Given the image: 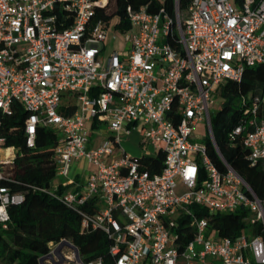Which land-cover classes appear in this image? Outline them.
Segmentation results:
<instances>
[{"label": "built area", "instance_id": "built-area-1", "mask_svg": "<svg viewBox=\"0 0 264 264\" xmlns=\"http://www.w3.org/2000/svg\"><path fill=\"white\" fill-rule=\"evenodd\" d=\"M108 8L109 0H0V128L16 107L27 115L28 149L38 128L56 135L54 180L33 191L69 207L92 202L96 210L82 215L81 231L104 232L115 264H264V199L222 158L210 113L221 87L240 83L246 68L264 67V0H189L185 17L179 0L173 15L163 3L128 7L125 30L118 17H98ZM112 30L124 35L125 48L102 64ZM63 97L73 114L59 113ZM238 105L229 139L250 166L264 164V84ZM132 132L152 146L143 156L163 154L159 174L140 171L121 148ZM14 151L0 136V232L9 228V209L24 202L10 188ZM81 161L83 181L70 176ZM238 211L246 212L239 235L210 228L212 216ZM58 245H49L43 264H84L72 247L54 262Z\"/></svg>", "mask_w": 264, "mask_h": 264}, {"label": "trees", "instance_id": "trees-1", "mask_svg": "<svg viewBox=\"0 0 264 264\" xmlns=\"http://www.w3.org/2000/svg\"><path fill=\"white\" fill-rule=\"evenodd\" d=\"M241 2V0H235ZM161 3L167 12L173 15V0H109L111 7L103 16L98 17L120 19L117 28L125 30L129 23L125 19L128 7L137 10L142 6L152 9ZM189 0H179V10L185 17ZM264 84V67L246 68L240 83L227 82L219 89V95L224 99L223 107L211 115L212 133L215 144L224 161L250 186L259 199H264V164L250 166L245 160L244 148L229 139V131L235 126L239 115V98L241 95L258 94ZM75 105H60L59 113L71 115ZM23 109L15 107V112L1 118L0 136L4 139L5 148H14L17 152L13 165L12 191L24 197L23 204L9 209L10 224L6 231L0 232V264H40V259L46 256L50 244L62 241L71 243L78 251L82 263L102 260L103 264H115L109 254L110 239L99 229L81 231L82 215H92L96 207L92 202L82 206L69 207L49 196L34 192V188L48 187L55 177L53 150L56 135L45 128H38L35 147H26V135L23 123L26 118ZM95 128V126L93 127ZM208 156L215 166L222 171L223 166L217 158L213 147L208 148ZM139 169L155 175L163 167V154L142 156L137 158ZM189 209L201 217H209L205 209L191 205ZM246 216L245 211L212 216L210 228L216 230L220 237L234 238L240 234L241 220ZM255 234L261 233L256 225Z\"/></svg>", "mask_w": 264, "mask_h": 264}, {"label": "rangeland", "instance_id": "rangeland-1", "mask_svg": "<svg viewBox=\"0 0 264 264\" xmlns=\"http://www.w3.org/2000/svg\"><path fill=\"white\" fill-rule=\"evenodd\" d=\"M110 11H111V7L109 5ZM108 8V10H109ZM116 23V22H114ZM125 48V41H124V35L119 33L118 31H110L108 34V37L106 39L105 42V46L103 51H101L100 54V61L102 62V64L105 63L107 56L113 51V50H117V51H122ZM213 101H214V105L213 108L210 110V113L213 115L215 114L217 111H219L222 107H223V103H224V99L219 95H215L213 97ZM60 103L62 105H66L67 104V98L63 97L60 101ZM106 126H102L101 129L105 130ZM197 133H199L200 135H204L205 132H203V129L201 128V126L199 128H197ZM141 136H139L138 133L136 132H132L131 136L129 137H123L121 138V148L125 151V153L127 155H129L130 157H134V158H140L143 155L146 154H151L152 153V146H147L145 143L141 144L142 140H141ZM198 142H201V140H196ZM10 154H17L16 151L10 153ZM87 169V163L85 161H81L80 163H73L72 164V168H71V173L70 176H72L74 170L79 174V179L80 181H83L85 176H84V172ZM68 246H64L61 248V251H59L58 253H56V255H54L53 257V261L54 262H60L63 259V256L65 255H70V252L68 250ZM53 264V263H52Z\"/></svg>", "mask_w": 264, "mask_h": 264}, {"label": "water", "instance_id": "water-1", "mask_svg": "<svg viewBox=\"0 0 264 264\" xmlns=\"http://www.w3.org/2000/svg\"><path fill=\"white\" fill-rule=\"evenodd\" d=\"M64 246H68V247H72V248H74V249H75V252L78 254L77 249H76L71 243L66 242V241H62V242L59 243L58 247L56 248V253H58V252L61 250V248L64 247ZM46 258H47V256L42 257V258L40 259V264H43V261H44Z\"/></svg>", "mask_w": 264, "mask_h": 264}, {"label": "crops", "instance_id": "crops-1", "mask_svg": "<svg viewBox=\"0 0 264 264\" xmlns=\"http://www.w3.org/2000/svg\"><path fill=\"white\" fill-rule=\"evenodd\" d=\"M77 174L78 176L76 177V179H79V174L74 170V175ZM80 180V179H79Z\"/></svg>", "mask_w": 264, "mask_h": 264}]
</instances>
